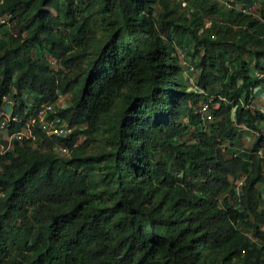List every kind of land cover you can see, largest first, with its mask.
<instances>
[{
	"label": "trees",
	"instance_id": "trees-1",
	"mask_svg": "<svg viewBox=\"0 0 264 264\" xmlns=\"http://www.w3.org/2000/svg\"><path fill=\"white\" fill-rule=\"evenodd\" d=\"M3 13L0 264H264V23L215 0H6ZM46 104L65 135L37 117ZM243 132L256 138L240 155Z\"/></svg>",
	"mask_w": 264,
	"mask_h": 264
},
{
	"label": "built area",
	"instance_id": "built-area-1",
	"mask_svg": "<svg viewBox=\"0 0 264 264\" xmlns=\"http://www.w3.org/2000/svg\"><path fill=\"white\" fill-rule=\"evenodd\" d=\"M6 0H0V26L9 27L10 26V17L3 13V6ZM222 8L227 11H232L238 14H242L245 16H251L260 22L264 23V0H215ZM186 3H184V6ZM2 31L0 30V38H2ZM186 60H184V64L186 65ZM192 69H187V77L189 83L195 87V89L200 90V88L196 85L195 77L192 74ZM254 79L257 82H264V68L261 70L254 71ZM7 106H12L13 103L10 99H6ZM55 105L54 104H46L40 108L37 117L40 121L46 125L47 133L49 135H57L63 136L67 133V129L63 126H58L57 121L55 119H46V116L54 112ZM200 113L203 115V120L205 123H209L213 120V115L210 110V103L204 102L200 108ZM10 112L8 110H4L1 113L0 119V129H4L7 127V123L10 120L9 117ZM48 120V121H47ZM35 120L32 119L29 124L34 123ZM27 136V135H25ZM28 136H30L28 134ZM24 137L23 133L12 135L8 138L9 142H13L14 140H22ZM11 147V146H10ZM8 147H5L0 142V152L4 153ZM58 150L62 153H67L68 149L65 146L58 147ZM242 185V180L238 182V186Z\"/></svg>",
	"mask_w": 264,
	"mask_h": 264
},
{
	"label": "rangeland",
	"instance_id": "rangeland-1",
	"mask_svg": "<svg viewBox=\"0 0 264 264\" xmlns=\"http://www.w3.org/2000/svg\"><path fill=\"white\" fill-rule=\"evenodd\" d=\"M10 32L11 33H16L17 31L13 28H11V30H10ZM186 50V49H185ZM188 50V49H187ZM180 57H181V59L184 61V60H186V65L184 64V67H185V71L187 70V69H192V71H193V68H192V65H191V60H190V58H188L187 57V55H185L184 53L183 54H181L180 55ZM50 66H51V68L54 70V71H56L57 69H58V64L56 63V62H54V61H52L51 62V64H50ZM257 89V88H256ZM66 101H68V96H66V97H64L63 98V101L62 102H65L66 103ZM261 103V102H260ZM264 103V102H263ZM257 106H259L258 104H257ZM7 110L8 111H10L11 110V106H8L7 107ZM29 135H30V133H28ZM254 138H256V133H254V132H248V135L246 134V135H244L242 138H241V141L238 143V145L235 147V148H233V147H231L230 148V151H233V149H234V151H235V149H239V151H241L242 152V150H245L247 147H249L250 146V144H251V140H253ZM237 147H239V148H237ZM92 151H93V149H92ZM91 151V152H92ZM262 208L264 209V196H263V204H262Z\"/></svg>",
	"mask_w": 264,
	"mask_h": 264
},
{
	"label": "crops",
	"instance_id": "crops-1",
	"mask_svg": "<svg viewBox=\"0 0 264 264\" xmlns=\"http://www.w3.org/2000/svg\"><path fill=\"white\" fill-rule=\"evenodd\" d=\"M255 96H256V102H257V104L259 105L258 107H260V108H262V109H264V87H262V86H259V87H257V89L255 90ZM261 102V103H260ZM248 135V132H243L242 133V135H241V138L244 136V135ZM254 140V139H253ZM253 140H251V144H250V146L249 147H247L245 150H242V152L241 151H239V149H235V152L237 153V154H240V155H242V154H244L245 152H246V150L247 149H249V148H251V146H252V144H253ZM240 141H241V139H240ZM239 141V142H240ZM237 148H239V147H237Z\"/></svg>",
	"mask_w": 264,
	"mask_h": 264
}]
</instances>
